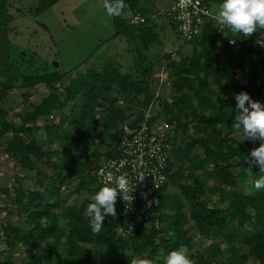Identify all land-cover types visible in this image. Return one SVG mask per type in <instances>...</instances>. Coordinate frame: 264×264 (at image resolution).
<instances>
[{
	"label": "trees",
	"instance_id": "16d2710c",
	"mask_svg": "<svg viewBox=\"0 0 264 264\" xmlns=\"http://www.w3.org/2000/svg\"><path fill=\"white\" fill-rule=\"evenodd\" d=\"M59 1L34 0L31 13L37 16ZM146 2L124 0L121 14L110 16L109 39L123 38L134 51L126 72L108 62L65 73L55 67L50 73H17L10 61V4L0 0V146L22 173L13 186L0 184V197L22 225L4 222L1 231L10 250L27 253L21 264H164L181 247L193 264H264V188L253 187L264 172L245 160L260 141L239 142L233 128L234 94L244 91L264 104V57L251 46L234 51L227 39L237 34L217 33L210 23L187 44L189 53L181 52L185 44L164 47L166 26L178 34L167 16L154 17ZM126 11L143 22L132 24ZM258 33L264 40V29ZM155 48L162 54H154ZM160 62L171 100L160 102L161 128L170 133L167 184L155 208L158 226H138L121 236L131 215L120 210L117 197L116 216H107L101 232L93 234L87 205L102 187L94 172L117 157L121 127L143 117L154 98L159 79L153 73ZM63 80L67 83L60 85ZM42 86L47 95L16 114L18 124L6 119L10 91H23L26 103L28 91ZM0 264L14 263L7 256Z\"/></svg>",
	"mask_w": 264,
	"mask_h": 264
},
{
	"label": "rangeland",
	"instance_id": "374dc122",
	"mask_svg": "<svg viewBox=\"0 0 264 264\" xmlns=\"http://www.w3.org/2000/svg\"><path fill=\"white\" fill-rule=\"evenodd\" d=\"M9 4L8 14L12 16L8 34L12 47L10 61L15 65L17 73H50L53 72V67L60 73H65L108 62L118 64L126 72L127 67L132 63L134 51L127 48L125 40L109 39L114 31L111 17L104 9V0H61L37 16L31 13L36 5L34 0H9ZM218 8L217 3H210L212 13L215 14ZM123 16L129 17V12L126 11ZM163 34L167 39L163 42L164 47L167 43H172L173 47L184 45L179 36L168 26ZM189 50L188 45L181 48L184 54L189 53ZM156 53L162 54V50L155 48L154 54ZM156 75L159 79L155 90L158 103L162 100L169 103L171 85L166 79L162 62L154 69L153 77ZM66 83L67 81L63 80L60 85ZM22 93L23 91L16 89L10 91L4 105L8 110L6 119L15 124H18L16 114L30 111V105L38 104L48 92L43 86L35 92L28 91L29 97L26 103L21 98ZM57 93L63 96L61 89ZM63 111L67 113L68 108H64ZM163 118L164 115L160 110L158 119L162 121ZM98 124L97 121L96 126ZM3 146H0V184L8 187L13 186L15 176L22 173L7 158ZM85 149L84 143L78 145L79 154ZM24 185L28 186L25 183ZM4 222H9L13 226L22 225L16 211L5 203L3 197H0V252H4L0 259L5 260L9 256L14 264L28 261V255L21 247L10 250L3 243L1 225Z\"/></svg>",
	"mask_w": 264,
	"mask_h": 264
},
{
	"label": "built area",
	"instance_id": "2783aa9c",
	"mask_svg": "<svg viewBox=\"0 0 264 264\" xmlns=\"http://www.w3.org/2000/svg\"><path fill=\"white\" fill-rule=\"evenodd\" d=\"M164 15L185 45L192 43L207 23L217 33L230 31L227 26L216 22L207 0H172ZM142 22L143 17L135 13L131 23ZM257 40H263L258 32L247 38L237 34V37L227 39V45L234 51H238L243 45L251 46L259 56L264 57V46L256 43ZM160 106L157 94H154L153 100L143 110V117L134 126L125 124L121 127L117 157L102 161L94 172L101 186H115L116 177L122 174L130 181L129 194L133 195L132 201L124 202L118 196L120 210L131 215L126 227L119 231L123 237L129 236L138 226H158L155 208L158 206L160 192L167 184V143L170 133L168 129L161 128L163 122L156 118L161 110Z\"/></svg>",
	"mask_w": 264,
	"mask_h": 264
},
{
	"label": "clouds",
	"instance_id": "9594fccd",
	"mask_svg": "<svg viewBox=\"0 0 264 264\" xmlns=\"http://www.w3.org/2000/svg\"><path fill=\"white\" fill-rule=\"evenodd\" d=\"M125 7L124 0H105L104 3L108 16H119ZM215 20L218 24L227 26L232 33L247 38L252 33L264 29V0H222L215 12ZM256 43L264 46V40H257ZM233 99L236 109L233 128L240 138L239 142L244 139L260 141L259 145L248 153L245 160L250 166L255 164L264 172V104L253 100L244 91L234 94ZM253 187L257 190L264 188V175L254 181ZM129 193L130 181L122 174L116 177L115 186H102L90 196L91 202L87 205V212L90 215V231L93 234L101 232L104 226L102 221L107 216H116L115 203L118 196L124 202L132 201L133 195ZM164 264H193V262L188 257L187 249L181 247L171 251Z\"/></svg>",
	"mask_w": 264,
	"mask_h": 264
},
{
	"label": "crops",
	"instance_id": "0c3cea01",
	"mask_svg": "<svg viewBox=\"0 0 264 264\" xmlns=\"http://www.w3.org/2000/svg\"><path fill=\"white\" fill-rule=\"evenodd\" d=\"M171 3L172 0H147L146 5L148 6L149 10L151 11L154 17H161L169 9ZM132 17L133 15L129 14V18L131 19Z\"/></svg>",
	"mask_w": 264,
	"mask_h": 264
},
{
	"label": "water",
	"instance_id": "95a60500",
	"mask_svg": "<svg viewBox=\"0 0 264 264\" xmlns=\"http://www.w3.org/2000/svg\"><path fill=\"white\" fill-rule=\"evenodd\" d=\"M54 66H56V65H54Z\"/></svg>",
	"mask_w": 264,
	"mask_h": 264
}]
</instances>
